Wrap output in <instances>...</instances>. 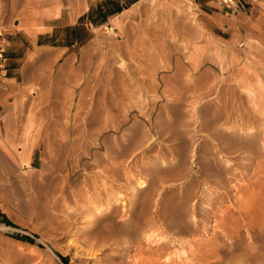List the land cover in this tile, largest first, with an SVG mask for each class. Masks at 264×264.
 Here are the masks:
<instances>
[{"label": "rangeland", "instance_id": "374dc122", "mask_svg": "<svg viewBox=\"0 0 264 264\" xmlns=\"http://www.w3.org/2000/svg\"><path fill=\"white\" fill-rule=\"evenodd\" d=\"M201 1L0 0V264L264 263V0Z\"/></svg>", "mask_w": 264, "mask_h": 264}, {"label": "bare ground", "instance_id": "6f19581e", "mask_svg": "<svg viewBox=\"0 0 264 264\" xmlns=\"http://www.w3.org/2000/svg\"><path fill=\"white\" fill-rule=\"evenodd\" d=\"M78 118V117H77ZM245 165H243V167H244ZM257 173V172H256ZM186 174V173H185ZM259 174V173H258ZM184 175V174H183ZM188 175V174H187ZM187 175H184L183 176V178L186 176L187 177ZM181 176V175H180ZM242 176V175H241ZM172 177V176H171ZM215 177V176H214ZM166 178V177H165ZM170 178V177H169ZM177 178V177H176ZM180 178H182V177H180ZM168 179V178H167ZM166 179V180H167ZM171 179V178H170ZM184 179H186V178H184ZM215 179V181H214V183L215 184H222V179H221V177L220 176H217V177H215L214 178ZM186 180H188V179H186ZM188 182H189V180H188ZM66 183H67V181H66ZM191 186V185H190ZM257 186L259 187V189H260V191H258L257 193H255V194H253L252 195V200H253V203H254V205H256V202H257V200L258 199H260V198H263V195H264V176H261V179H260V181L257 183ZM143 187V186H142ZM144 188H145V186H144ZM156 188V187H155ZM152 192V191H151ZM259 193V194H258ZM258 194V195H257ZM188 196V195H187ZM155 199V198H154ZM157 199V198H156ZM189 199V198H188ZM92 200V199H91ZM100 200V198L99 197H97L96 198V201H99ZM151 200H152V198H151ZM250 200V199H249ZM263 200V199H262ZM94 201V200H93ZM186 201V200H185ZM251 201V200H250ZM250 201H248L249 203H250ZM95 202V201H94ZM93 202V203H94ZM188 202V201H187ZM262 202V201H261ZM97 203H99V202H97ZM150 203V200L149 199H147V202H145L144 203V207H143V209H144V218H142V220H139L138 222L137 221H135V222H133V221H131V223L129 224V227L128 228H126V229H124V230H118V231H116V229H115V227H113L114 225H112L111 226V235H109V239H110V236H111V239L112 238H114V237H118V236H120V235H123V236H126V237H131V236H134V235H137V234H139L138 232L139 231H141V230H143V231H149V230H151V229H153L154 230V228H160V227H162V226H164V227H166V229H168V230H170V231H172V233L169 235V236H171V237H174L175 235V233L177 232L178 233V235H179V233L180 234H182V233H189L190 231H191V229L189 228V226H188V220H187V218H188V216H189V213H188V211H186V212H183V210H179V208H178V210L179 211H177V209L176 208H169V209H167V210H162L161 208L162 207H159V205H161L160 203H159V205H155V206H157L156 208H155V210H152L153 208H151V205L149 204ZM154 203V202H153ZM162 203V202H161ZM260 203V202H259ZM263 203H264V200H263ZM91 204V203H90ZM178 204V203H177ZM213 204H214V200L212 199H210L209 201H208V205L212 208L213 207ZM261 204V203H260ZM95 205V204H94ZM263 206H264V204H262ZM96 207H97V205H95ZM179 206H181V205H179ZM184 206H187V204L186 203H184L183 202V208H184ZM262 206V207H263ZM52 207L55 209V208H58V207H60V199L59 198H57V199H54L53 200V205H52ZM94 207V206H93ZM159 207V208H158ZM209 207V208H210ZM95 208V207H94ZM176 209V210H175ZM53 210V209H52ZM89 210V209H88ZM87 210V211H88ZM186 210V209H185ZM248 210V209H247ZM252 210V209H251ZM250 210V211H251ZM91 211V210H90ZM89 211V212H90ZM85 212V211H84ZM249 212V211H248ZM143 213V212H142ZM128 216H129V214H127ZM131 215H132V212H131ZM133 215H134V213H133ZM143 215V214H142ZM84 217V216H83ZM190 217H192L193 219H194V221H196L197 220V217H198V215L196 214V213H193ZM191 220V219H190ZM116 225V224H115ZM128 225V224H127ZM228 225V224H227ZM126 227V226H125ZM162 229V228H161ZM156 231V230H155ZM119 232V233H118ZM152 232V231H151ZM191 233H192V231H191ZM141 235V234H140ZM145 235V234H144ZM187 235V234H186ZM95 235H91L90 234V237H89V239L91 240V238L92 237H94ZM138 236V235H137ZM181 236V235H180ZM100 237V236H99ZM176 237V236H175ZM88 238V237H87ZM97 238H98V236H97ZM102 238V237H101ZM182 238V237H181ZM100 239V238H99ZM108 239V238H107ZM129 239V238H128ZM97 240V239H96ZM168 240V239H167ZM100 241H102L101 239H100ZM105 241V240H104ZM131 241V240H130ZM171 241V240H170ZM182 241V240H181ZM156 242H158V241H156ZM160 242V241H159ZM174 242V241H173ZM45 243V242H44ZM102 244V243H101ZM164 245H166L165 243H164ZM167 245H169V244H167ZM162 246V245H161ZM160 248V247H159ZM158 250V249H157ZM161 250V249H160ZM264 264V263H263Z\"/></svg>", "mask_w": 264, "mask_h": 264}, {"label": "built area", "instance_id": "2783aa9c", "mask_svg": "<svg viewBox=\"0 0 264 264\" xmlns=\"http://www.w3.org/2000/svg\"><path fill=\"white\" fill-rule=\"evenodd\" d=\"M222 1L224 4H227L228 6L233 7L235 12L241 9V6L238 5L236 0H222ZM3 53H4V48L3 46H1L0 47V61H1L2 66L4 65L6 61L5 57L3 56Z\"/></svg>", "mask_w": 264, "mask_h": 264}, {"label": "crops", "instance_id": "0c3cea01", "mask_svg": "<svg viewBox=\"0 0 264 264\" xmlns=\"http://www.w3.org/2000/svg\"><path fill=\"white\" fill-rule=\"evenodd\" d=\"M69 1H73V0H69ZM210 0H204V1H201L202 5L204 6H208L210 4Z\"/></svg>", "mask_w": 264, "mask_h": 264}, {"label": "trees", "instance_id": "16d2710c", "mask_svg": "<svg viewBox=\"0 0 264 264\" xmlns=\"http://www.w3.org/2000/svg\"><path fill=\"white\" fill-rule=\"evenodd\" d=\"M2 217H5L4 215H2ZM65 260H67V258H65Z\"/></svg>", "mask_w": 264, "mask_h": 264}]
</instances>
